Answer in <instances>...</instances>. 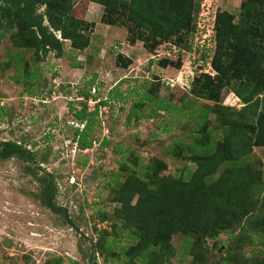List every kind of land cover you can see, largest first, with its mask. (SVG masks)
Segmentation results:
<instances>
[{
  "label": "rangeland",
  "instance_id": "1",
  "mask_svg": "<svg viewBox=\"0 0 264 264\" xmlns=\"http://www.w3.org/2000/svg\"><path fill=\"white\" fill-rule=\"evenodd\" d=\"M244 1L195 0L190 52L166 41L151 49L140 41L132 45L124 14H108L88 0H65L66 14L85 21L86 47L75 51L66 41L62 56L43 52L40 60L29 51L23 72L10 58L22 51L17 30L0 24V144L16 142L36 155L35 164L20 156L0 158V264H117L126 257L123 235L134 231L123 230L116 212L125 205L115 197L140 166L155 175L151 185L181 177L207 165L208 159L199 164L187 149L210 131L239 121L241 131L253 127L254 134L257 122L237 115L247 104L233 86L206 82L218 77L212 66L216 14L227 11L238 20ZM252 39L264 44V31ZM145 84L151 97L167 102L166 110L136 104ZM84 105L98 114L78 120ZM133 107L138 114L129 118ZM199 109L209 111L203 128L192 114ZM90 124L93 145L85 149L79 134ZM46 173L55 177L54 203L65 214L43 201ZM222 173L254 187L238 192L234 203L218 202V221L171 235L170 249L158 250L150 264H264V147ZM223 187L227 192L225 181ZM116 239L118 249L108 252L106 244Z\"/></svg>",
  "mask_w": 264,
  "mask_h": 264
},
{
  "label": "trees",
  "instance_id": "2",
  "mask_svg": "<svg viewBox=\"0 0 264 264\" xmlns=\"http://www.w3.org/2000/svg\"><path fill=\"white\" fill-rule=\"evenodd\" d=\"M64 1L0 0V24L17 30V38L21 44V52L10 53L13 64L20 72L24 71L26 53L29 51L34 52L40 60L43 52H56L58 56H62L66 41L71 42L72 50L75 51L86 47L85 21L67 15L62 8ZM88 1L101 5L108 14H124L123 18L131 25L132 45L140 41L145 48L151 49L166 41L176 47V51H194V43L188 38L191 36L195 0ZM41 8L45 9L44 13L40 11ZM236 20L237 17L227 11H218L216 14V51L212 66L218 77L215 81L207 76L206 82L211 81V88L214 83L219 88L233 86L236 94L247 104L237 115L241 120L256 121L255 132L252 133L253 127L247 132L241 131L239 121L229 124L227 121L222 131H210V136L199 140V146L192 145L187 149L195 154L199 164H203L200 163L202 159H208L207 165H199L197 170H188L181 177H168L151 185L148 180L155 178V175L149 173L145 166H140L138 173L128 180V185L122 186L115 197L118 203L125 205L116 212V217L125 221L123 230L128 228L134 231L123 235L127 245L122 246L121 250L126 257H120L117 264H150L155 260L158 250L165 253L170 249L168 241L171 235L188 234L196 231L202 222L218 221L219 216L215 210L218 202L225 198L227 202L234 203L238 192L241 193L243 189L251 191L254 187L252 182L246 187L244 181L226 179L227 177L222 176V171L229 164L237 163L243 158L245 162L254 147H264V44L259 45L252 39L254 34L264 31V1H244L237 22ZM172 46L166 47L167 50H172ZM209 54L206 51L202 56L207 59ZM27 76L34 77L35 73ZM143 88L145 92L142 100L136 104L148 102V106L152 105L156 111L168 108L164 100L158 101L151 97L147 84ZM85 96L90 97L88 94ZM134 107L129 118L138 114ZM87 110V105H84V110L77 113V119L85 121L98 114V108L92 113ZM192 114L203 128L209 111L199 109L192 111ZM90 127L91 124L87 125L79 134L85 149L93 145L88 139ZM220 135L223 143H220ZM177 152L173 154L174 157ZM14 156L36 163V155L23 145L16 142L0 144L1 159L8 160ZM46 174L48 180L43 201L54 212L65 214V210L58 209L54 203L57 194L55 177ZM224 181L227 192L223 191ZM135 199L136 203L133 204ZM130 241H138V244ZM116 242L118 239L113 244L108 242L105 249L108 252L117 250ZM191 245L192 242L187 241L185 247L190 248Z\"/></svg>",
  "mask_w": 264,
  "mask_h": 264
}]
</instances>
